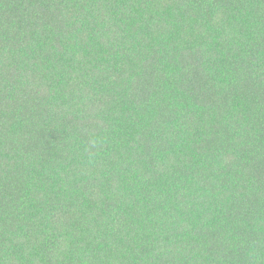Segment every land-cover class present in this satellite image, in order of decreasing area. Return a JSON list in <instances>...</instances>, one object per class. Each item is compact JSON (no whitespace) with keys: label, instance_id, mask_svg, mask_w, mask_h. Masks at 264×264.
I'll list each match as a JSON object with an SVG mask.
<instances>
[{"label":"trees","instance_id":"1","mask_svg":"<svg viewBox=\"0 0 264 264\" xmlns=\"http://www.w3.org/2000/svg\"><path fill=\"white\" fill-rule=\"evenodd\" d=\"M0 264H264V0H0Z\"/></svg>","mask_w":264,"mask_h":264}]
</instances>
